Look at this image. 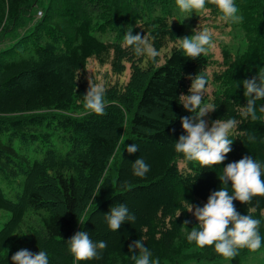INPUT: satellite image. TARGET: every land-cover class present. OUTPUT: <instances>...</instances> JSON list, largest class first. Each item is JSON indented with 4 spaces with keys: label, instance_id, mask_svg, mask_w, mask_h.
Returning <instances> with one entry per match:
<instances>
[{
    "label": "trees",
    "instance_id": "1",
    "mask_svg": "<svg viewBox=\"0 0 264 264\" xmlns=\"http://www.w3.org/2000/svg\"><path fill=\"white\" fill-rule=\"evenodd\" d=\"M42 1L0 0V42L10 39L0 49V176L26 175L17 200L7 198L0 187V209L11 214L0 229V264H12L11 256L24 248L33 253L46 251L49 264H134L128 245L140 238L153 259L165 251L196 245L186 239L191 227L182 226L187 219L180 190L206 203L209 194L219 190L218 176L227 163L244 155L264 161V113L259 111L264 100L257 101L256 121L242 118L238 111L246 105L240 81L258 74L264 61L236 65L230 55L227 67L215 74L218 82L233 81L211 100L216 106L212 120L235 117L241 121L229 137L232 151L221 165L202 168L189 163L190 171L183 172L177 164L183 156L173 145L183 134L180 117L191 113L178 98L188 94V75H206L208 57L189 59L174 46L158 64L137 57L121 42L101 40L93 34V19L101 17L96 14L100 9L107 5L106 13L113 14L116 7L134 17L133 0H68L53 16L56 24L49 17L32 22V12ZM170 23L162 17L139 20L133 35L155 37L154 47L160 51L174 38L175 25ZM90 58L110 64L116 74L129 64L131 78L123 84L108 83L104 115H67L66 111L82 105ZM48 130H60V139L71 142L66 153L50 147L42 159L31 160L18 149L17 141L50 139ZM248 135L255 141L250 143ZM121 137L124 141L118 157L114 152ZM131 144L139 151L130 155L126 147ZM139 156L151 166L144 178L131 170ZM134 192L135 199H131L128 195ZM257 202L252 215L259 219L264 215V197H255L250 205L233 203L241 214H247ZM117 203L126 204L136 219L114 232L103 215ZM79 224V231L89 232L93 241L107 243L102 259L77 262L69 253L66 241ZM204 249L218 256L214 245Z\"/></svg>",
    "mask_w": 264,
    "mask_h": 264
},
{
    "label": "clouds",
    "instance_id": "2",
    "mask_svg": "<svg viewBox=\"0 0 264 264\" xmlns=\"http://www.w3.org/2000/svg\"><path fill=\"white\" fill-rule=\"evenodd\" d=\"M206 2L216 6L220 21L236 24L243 20L234 0H175L179 11L188 14L204 10ZM191 31V36L178 37L174 41L175 47L186 58L195 60L216 50L217 44L213 40L211 28L198 24ZM154 39L155 37L140 33L133 35L132 28L129 27L123 35L122 47L131 48L137 57H147L155 62L160 52L154 47ZM186 79L191 81L188 94L182 93L178 99L191 115L180 117L183 134L174 141V151L185 160L198 163L202 168L221 165L232 151L233 140L229 137L241 121L235 117L211 122L206 120L205 117L216 110L214 104L204 103L207 76L197 73L188 75ZM239 84H242L246 98V105L238 109L239 115L256 121L259 119L257 101L264 100V68ZM105 92L103 82H93L88 78L82 102L86 114H105ZM259 111L264 113V105L260 106ZM248 141L254 142L255 137L248 135ZM126 151L131 155L138 152L139 148L136 144H131L126 147ZM150 168L141 156L131 163L132 174L136 177H146ZM218 179L221 182L219 190L212 191L202 207L186 201L187 212L198 221L187 233V241L195 242L200 248L214 245L215 253L225 259H234L240 249L256 252L262 243L259 232L261 220L254 218L252 213L256 212L259 202L248 208L247 214H241L233 202L250 205L255 197H264V161L257 160L252 155H244L238 161L227 163ZM103 218L108 228L114 232L125 222L134 223L136 219L124 203L111 206ZM189 223L191 221L185 220L182 226L187 227ZM66 243L69 253L77 262L102 259L103 250L107 247L105 241H93L89 232L84 230L75 232ZM128 252L134 264H159L158 258H152L153 254L145 246L143 238L132 241L128 245ZM11 261L12 264H49V256L46 251L33 253L24 248L16 251L11 256Z\"/></svg>",
    "mask_w": 264,
    "mask_h": 264
},
{
    "label": "rangeland",
    "instance_id": "3",
    "mask_svg": "<svg viewBox=\"0 0 264 264\" xmlns=\"http://www.w3.org/2000/svg\"><path fill=\"white\" fill-rule=\"evenodd\" d=\"M66 2L69 1L53 0V2H51L50 0H43L42 3H39L33 10L31 16L32 22H37L40 18L49 17L51 23L56 24V20L53 19V16L59 13L58 9L61 5H67ZM234 2L239 9L238 14L243 17V20L236 24L220 21L218 19L220 13L216 6L207 2L204 10L188 14L179 11L175 4V0H133V5H131L135 7L137 11L134 17L126 16L123 12H120L113 3L116 9L113 14L106 13L108 11L107 5L96 13L101 15V17H95L93 19L92 32L101 40H112L122 43L123 35L126 30L129 27L133 28L139 20L151 21L153 18L157 17L166 18L171 22L170 24L175 25L172 30L174 38L171 39L166 47L159 51L160 55L156 58L155 62L160 64L164 61L165 55L170 53L172 47L175 46V38L191 36V29L197 27L198 24L201 27L211 28L214 33L213 40L217 44V48L214 52H210L207 55L209 65L205 73L207 75L208 84L204 96V103H211L214 93L222 91L225 86H230L233 83L232 79H227L226 82L222 80L218 82L215 79V74L227 67V62L232 60L230 55L235 57L236 65L244 63L260 65L264 61V0H234ZM49 7H52L50 9L53 11L52 14H50L48 10ZM38 10H42L41 15L37 13ZM110 17L112 19L109 20ZM59 22L60 20L58 23ZM41 26L44 27V25ZM9 42L10 39L0 42V49L5 47ZM18 51H22V48H19ZM86 76L87 78L90 77L93 82H103L106 87L108 83H127L131 78V69L129 64H127L126 69L122 73L116 74L112 71L110 64H100L96 59L90 58L87 62ZM40 111L45 110H39V112ZM65 113L75 117L86 115L82 105L66 111ZM205 119L209 122L213 121L211 113H209ZM48 132L51 134L50 139L47 138L46 140L34 141L30 138L22 142L17 141L16 144L19 146L18 149L22 153L27 154L31 160L42 159L45 152L50 147L57 148L62 153H66L70 148L71 142H65L60 139V130L55 132L48 130ZM123 141L124 138L121 137L118 142V147L122 145ZM118 147L114 155L118 152L119 157L123 145L119 149ZM110 163L108 164V168ZM189 163L195 164L196 162H190L184 158H179L177 161L179 169L183 172L190 171ZM113 176H115V174ZM25 183L26 175L23 173L9 179H3L2 176H0V187L5 196L11 200H17L19 198L23 192ZM128 196H131V199H135L133 196H136V193L134 192ZM180 198L183 202L182 209L186 219L191 221L187 227L192 228L198 221H196L191 213L188 215L186 201L194 205H200L201 207L205 203H199L182 190H180ZM87 210L88 209H86L85 212H87ZM10 216L11 214L9 211L0 209V229ZM259 219L264 222V215H261ZM79 226L80 224L77 226L76 232L79 231ZM260 235L262 237L260 249L256 252L250 250L245 251L246 248L240 249L239 254L234 259H225L217 253L215 254L218 256H215L211 254V251L208 252L204 248L193 245L191 247L182 248V250L178 248L175 252H163L158 258L159 264H264V227L263 230L260 231Z\"/></svg>",
    "mask_w": 264,
    "mask_h": 264
},
{
    "label": "built area",
    "instance_id": "4",
    "mask_svg": "<svg viewBox=\"0 0 264 264\" xmlns=\"http://www.w3.org/2000/svg\"><path fill=\"white\" fill-rule=\"evenodd\" d=\"M37 13H38L39 15H41V14H42V10H38Z\"/></svg>",
    "mask_w": 264,
    "mask_h": 264
}]
</instances>
